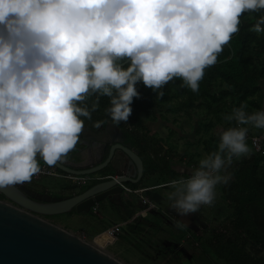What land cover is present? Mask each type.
<instances>
[{
	"label": "clouds",
	"instance_id": "clouds-1",
	"mask_svg": "<svg viewBox=\"0 0 264 264\" xmlns=\"http://www.w3.org/2000/svg\"><path fill=\"white\" fill-rule=\"evenodd\" d=\"M262 9L264 0H0V187L30 181L39 158L64 160L102 96L119 125L140 82L157 96L175 77L199 91L242 14ZM252 29L264 32V14ZM224 118L237 124L221 130L217 149L170 182L181 215L211 205L228 183L223 170L250 151L246 125L264 128V109L249 112L246 102Z\"/></svg>",
	"mask_w": 264,
	"mask_h": 264
},
{
	"label": "trees",
	"instance_id": "trees-1",
	"mask_svg": "<svg viewBox=\"0 0 264 264\" xmlns=\"http://www.w3.org/2000/svg\"><path fill=\"white\" fill-rule=\"evenodd\" d=\"M262 14L264 9L242 14L239 31L234 33L232 39L224 46L217 62L205 69L199 91H193L185 85L181 77H175L163 85V96H157L143 82L138 83L141 96L134 97L133 111L128 121L119 123L135 140L144 163L142 180L138 184H128L129 187L134 190L168 189L172 187L170 182L173 179L189 176L175 170L173 161L177 151L169 142L170 138L165 139L156 132L151 133L145 124V118L153 121L157 119L153 115L155 111L160 112L164 119H167L166 114L172 112L187 115L194 112L203 113V118L197 122L195 134L200 136L199 143L205 144L206 150L211 152L218 147L221 130L237 124L235 120L227 121L224 118L234 106L246 102L249 112L264 109V32L258 33L252 29V25ZM93 99L94 97H89L86 102L91 105ZM99 103L100 107L92 112L91 118L83 117L84 125L97 128L111 120L106 111L109 98L102 96ZM97 121L102 122L97 125ZM246 127L250 151L240 157H233L232 163L223 170L231 173L230 180L226 184L220 183L216 186L220 190V199L216 206H221V211L213 210L212 215L221 222L216 227L206 224L201 231L186 236L188 242H191L187 247L193 260L199 250L200 255L205 256V262L209 264H264V235L255 226L248 210L253 201L264 205V128H258L251 123ZM203 133H210V137L202 138ZM170 136H173L172 132ZM255 137L260 139L259 147L252 139ZM198 162L192 158L188 160L189 164L198 165ZM40 164L47 163L43 160ZM150 181L156 183L146 184ZM161 196L162 199H159V195L158 198L153 196L152 199H168L167 194ZM0 199L6 198L0 194ZM115 207V211L122 214L123 222L145 209L141 201L133 200H124L120 206ZM162 214L164 213L159 212L157 215L160 217ZM151 224L149 219L139 215L127 226L137 237L143 235L146 227ZM169 248L174 253L172 258L180 262L178 257L182 252L177 250L176 243ZM205 262L203 261V264Z\"/></svg>",
	"mask_w": 264,
	"mask_h": 264
},
{
	"label": "water",
	"instance_id": "water-1",
	"mask_svg": "<svg viewBox=\"0 0 264 264\" xmlns=\"http://www.w3.org/2000/svg\"><path fill=\"white\" fill-rule=\"evenodd\" d=\"M83 131L89 132L82 134L87 139L86 147L90 146L88 140L94 138L92 133L99 136L94 138L98 140L97 151H89L92 158L87 160L76 149L53 166L68 174L85 176L102 171L110 163L118 173L117 167L121 162L114 137L117 133L120 135V126L109 120L96 129L84 125ZM112 143L109 156L103 161ZM119 148L135 169V173L127 177L74 188L69 196L64 197L16 184L0 187V194L6 198L0 199V264H125L94 243L46 218L74 211L91 213L101 202L112 197L120 198L124 193V183L138 184L144 176L143 160L131 148L124 145H119ZM255 204L251 202L248 210L255 226L264 235V216Z\"/></svg>",
	"mask_w": 264,
	"mask_h": 264
},
{
	"label": "rangeland",
	"instance_id": "rangeland-1",
	"mask_svg": "<svg viewBox=\"0 0 264 264\" xmlns=\"http://www.w3.org/2000/svg\"><path fill=\"white\" fill-rule=\"evenodd\" d=\"M262 85L264 86V83ZM153 115H155L157 119L153 121L149 118H145V124L151 130V133L156 132L159 136L165 139L170 138L169 142L174 145L175 150L177 151V155H174L175 157L173 161L175 170L183 174L191 175L193 168L197 165L189 164L188 160L192 158L195 161H199L208 153L205 148V144L199 143L198 141L200 136L195 134L197 122L203 118L204 114L194 112L191 115H187V113L172 112L166 114L167 119L162 118L160 112L158 111H155ZM171 132L173 136H170ZM201 137L209 138L210 133H203ZM166 152L171 154L169 151ZM36 183H38V185L48 187L50 189V193L54 196L59 195L58 190L63 189L67 191L74 186V184L68 180L54 177H43L34 184ZM153 183H156V181H150L146 184ZM33 185L29 184L28 187ZM81 185H78V188H84L86 186V184ZM173 190L174 186L169 187L168 189L151 188L146 190L144 194L149 198H152L156 193H161L163 195L167 194L168 200H170L172 199L170 198V193ZM219 199L220 190L216 187V197L214 202L211 205L202 204L196 212L189 213L191 218L201 226L203 225V227L206 226V224L213 227L219 225L221 220L212 215L213 210L214 212L221 211V206H216ZM124 200H133L137 202L141 201L136 194L132 193L124 194ZM98 212L99 215H94L92 213H79L74 211L71 213L51 216L47 219L50 218L55 221L63 222L65 227L70 228L73 231L84 229L91 233L104 232L109 226L122 220V214L120 215L115 210L112 211L111 205L105 203V201L101 202V208ZM150 216L154 219L152 215ZM155 220L158 223L157 227L153 228L154 230L150 229V232L146 236L150 239V242H140L136 239L137 244H135L134 235L129 231L128 226L125 225L123 233L117 236L115 243L110 245V250L113 252H120L123 256L122 260H125L126 262H123L120 259L119 260L125 264H192V262L189 261V258H191L190 253L180 254L178 257L180 260L179 262L177 259L172 258L174 253L172 252V249L169 248L175 243H178L181 239L185 238L188 233L185 232L180 225H176V223L170 219L168 214H162V216L157 217ZM198 229L201 231L200 228ZM111 238L112 237L109 233L104 232L98 237V240L101 243H106L108 240H111ZM106 252L109 253L108 251ZM147 255L153 256V258H150ZM183 260L187 262H184ZM203 261L205 262V256L198 255L194 258L193 264H203ZM204 264L209 263L205 262Z\"/></svg>",
	"mask_w": 264,
	"mask_h": 264
},
{
	"label": "crops",
	"instance_id": "crops-1",
	"mask_svg": "<svg viewBox=\"0 0 264 264\" xmlns=\"http://www.w3.org/2000/svg\"><path fill=\"white\" fill-rule=\"evenodd\" d=\"M39 160H40V162L41 161H43V159L42 158H39ZM61 179V178H60ZM34 183H31V185H33ZM33 190H37V191H39V192H42V193H49V194H51L50 193V189L48 188V187H45V186H42V185H38V183H36V184H34L33 186H30ZM78 188V187H77ZM72 189H74V186L70 189V190H67V191H65V190H63V189H60V190H58V192H59V195H57V197H64V196H69L70 194H71V192H72ZM166 189V188H165ZM166 192H168V191H166ZM169 193V192H168ZM146 198H148L150 201L152 200V202L157 206V208L155 209V210H151V211H148L146 214H143L142 216L143 217H145L146 219H149L150 220V222L152 223L149 227H146V232L143 234V235H141V236H135L134 234V238H135V244H137V241H140V242H145V241H148V242H150V239H148V237H146L147 236V234L150 232V229H153V227L155 226V227H157V222H156V218L159 216V215H157L158 213H159V211L160 212H162V213H164V214H168V216L170 217V219L174 222V223H176V225H180V224H178L177 222L179 221V222H181L184 226H181V228H183V230L185 231V232H187V233H189L188 234V236L191 234V233H193V232H199V229L198 228H200L201 227V225L199 224V223H197V222H195L192 218H191V215L190 214H187V215H181L179 212H177L176 211V209L174 208V207H172V203H173V200H165V201H153V199L152 198H149L148 196H146L145 194H144V192L142 193ZM158 195H159V199H162V198H160V196H161V194H154V196H156L157 198H158ZM56 196V195H55ZM137 197L138 198H140V195H137ZM140 200H141V198H140ZM142 202V201H141ZM105 203H108L109 205H111V209H112V211L113 210H115V206H120V204H114V203H112V202H110V201H105ZM143 204V203H142ZM101 208V203L99 204V206L97 207V210L96 211H93V213L92 214H94V215H99V212H98V210ZM76 212V211H75ZM139 212H137L136 213V215L133 217V218H131L130 220H128V221H126V222H129V223H132L133 222V220L136 218V216H137V214H138ZM91 214V213H90ZM150 215H152L153 217H154V219L153 218H151V216ZM48 220H50L51 222H53V223H55V224H57V225H59V226H61V227H63L64 229H66V230H68V231H70V232H73V233H75V234H81L82 232L83 233H85V235H86V239L88 240V241H90V242H92V243H94L96 246H98L99 248H101V249H103V250H106V251H108L111 255H113L114 257H116V258H118V259H120V260H122V255L120 254V252H113L112 250H110V245H112L113 243H115L116 242V240H117V238L115 239V240H108L106 243H101L99 240H98V237L99 236H101L104 232H106V230L109 228V227H111V226H109L104 232L102 231V232H93V233H91V232H88V231H86V230H84V229H79V230H72V229H70V228H67V227H65L64 226V224H63V222H60V221H55L54 219H48ZM119 223H124L122 220L121 221H119V222H116L115 224H119ZM114 224V225H115ZM154 230V229H153ZM200 230H202V228H200ZM136 239H137V241H136ZM191 242H188V240H187V237H185V238H183V239H181L178 243H176V245H177V250L179 251H181L182 252V254L183 253H189V250H188V247H187V245H189ZM191 245V244H190ZM197 252H199V254L197 253ZM198 255H200V251L199 250H197L196 251V254H195V256L197 257ZM191 257H192V255H191ZM123 262H126L125 260H122ZM184 262H187V261H185V260H183ZM189 261H193V259H191V258H189Z\"/></svg>",
	"mask_w": 264,
	"mask_h": 264
},
{
	"label": "flooded vegetation",
	"instance_id": "flooded-vegetation-1",
	"mask_svg": "<svg viewBox=\"0 0 264 264\" xmlns=\"http://www.w3.org/2000/svg\"><path fill=\"white\" fill-rule=\"evenodd\" d=\"M107 121H109V120H107ZM118 126H120V125H118ZM88 127L96 129L95 127H91V126H88ZM83 133H85V134L88 133L89 134L88 131H82L78 143L76 144V146L70 152H74L76 149H78L79 153L81 155H84L85 157H87V160H90L92 157H90L89 151H91V153H94V152L97 151V149H98L97 148L98 140H95L94 138L95 137L98 138L99 136H98V134H93L92 133L94 138L91 139V140H88V142L90 143V146L86 147L84 144L87 141V139H86V137L84 135H82ZM118 134L119 133H117L115 135V137H114V139L117 140V142H115L114 144L118 145V148H116V151L119 152L118 157H119L120 162H121L120 165H118V167H117L118 173H116L115 169H113L110 166V163H109L102 171L94 174V175H98L99 178L96 179V180L88 181L87 185H91V184L100 182L102 180H109V179L118 178V177H122V176H126L127 177L130 174H134L135 173V169H134L133 165L130 164L126 154L119 148V145H124L126 147L131 148L133 151L137 152L138 155L140 156V152H139V150L136 147L135 140L132 139V137L130 136L129 132L127 130L123 129L121 126H120V135H118ZM112 146H113V143H112V145L108 146V150L106 151V154H105V157H104L103 161H105L108 158L109 150H110V148ZM80 149H82V150H80ZM128 184H132V183L131 182H126V183L123 184V186L124 185L127 186ZM29 188H31V187H29ZM124 194H125V192L121 195L120 198L117 199V198L112 197L111 200H108V201H110V202H112L114 204H122V202L124 201ZM253 202H256L255 206L258 208L259 212L264 216V205L261 204L259 201L258 202L257 201H253ZM202 227H203V225L200 228H202Z\"/></svg>",
	"mask_w": 264,
	"mask_h": 264
},
{
	"label": "built area",
	"instance_id": "built-area-1",
	"mask_svg": "<svg viewBox=\"0 0 264 264\" xmlns=\"http://www.w3.org/2000/svg\"><path fill=\"white\" fill-rule=\"evenodd\" d=\"M252 139L255 141L257 147H259L258 143L260 142V139L256 138V137L252 138ZM43 177H54V178H61V179L68 180V181L72 182V184H74V188H77L78 185H81V184L87 185L88 181L96 180L99 178L98 175L76 176V175L68 174V173L63 172L59 169H56V167L53 165L44 164V165H41V171L39 173L34 174L30 181H25L22 184H16V185L28 187L29 184L35 183V182L41 180V178H43ZM123 187H124L125 194L132 193V194L140 195L141 201H142L145 209L140 211L137 214V216L146 214L148 211L155 210L157 208V206L152 201H150L148 198H146L142 194L143 192H145L146 190L151 189V188H142V189L134 190L131 187H129L128 185L127 186L124 185ZM97 207H95L93 209V211H96ZM128 223L129 222L115 224L106 230V232L109 233V235L112 237L111 241L115 240L117 238V236H119L123 233L124 226L127 225ZM78 235L80 237L84 238L85 240H87L85 233L82 232L81 234H78Z\"/></svg>",
	"mask_w": 264,
	"mask_h": 264
}]
</instances>
